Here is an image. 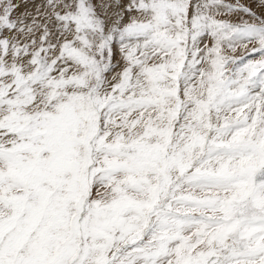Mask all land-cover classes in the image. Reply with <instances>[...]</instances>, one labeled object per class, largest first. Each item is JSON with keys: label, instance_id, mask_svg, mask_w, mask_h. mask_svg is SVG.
<instances>
[{"label": "snow or ice", "instance_id": "obj_1", "mask_svg": "<svg viewBox=\"0 0 264 264\" xmlns=\"http://www.w3.org/2000/svg\"><path fill=\"white\" fill-rule=\"evenodd\" d=\"M0 264H264V0H0Z\"/></svg>", "mask_w": 264, "mask_h": 264}, {"label": "rangeland", "instance_id": "obj_2", "mask_svg": "<svg viewBox=\"0 0 264 264\" xmlns=\"http://www.w3.org/2000/svg\"><path fill=\"white\" fill-rule=\"evenodd\" d=\"M227 2L235 3L236 0H227ZM241 2H247V0H241ZM232 19L235 20L236 18H235V17H232ZM250 47H251V46H250ZM241 51H242L241 49H238L236 54H237V55L240 54ZM257 58H258V57H257Z\"/></svg>", "mask_w": 264, "mask_h": 264}]
</instances>
